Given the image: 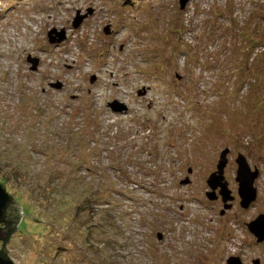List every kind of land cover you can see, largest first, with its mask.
<instances>
[{"label":"rangeland","instance_id":"rangeland-1","mask_svg":"<svg viewBox=\"0 0 264 264\" xmlns=\"http://www.w3.org/2000/svg\"><path fill=\"white\" fill-rule=\"evenodd\" d=\"M224 149L227 178L238 155L259 177L222 219ZM0 184L13 264H264L232 220L264 212V0L0 1Z\"/></svg>","mask_w":264,"mask_h":264},{"label":"water","instance_id":"water-1","mask_svg":"<svg viewBox=\"0 0 264 264\" xmlns=\"http://www.w3.org/2000/svg\"><path fill=\"white\" fill-rule=\"evenodd\" d=\"M187 2L188 0H179L180 10L184 9ZM85 17L86 15L77 14V17L73 21V27H77L78 25H80ZM104 32L106 34L109 33L108 29H105ZM55 37H58V39L56 40ZM61 39H63V31H61L60 34L57 33L55 29L48 32V40L50 43H54L55 41H60ZM28 62L34 65L33 69L35 70V67L37 66V60L28 59ZM52 87L59 89L60 84L58 83L56 85H53ZM109 106L111 107V110L114 113H117V112L121 113L126 110V107L123 104H120L119 102H117L116 100L110 103ZM227 154H228V149H224L220 153V160L217 166V168L220 171L222 170L223 166L227 162V158H226ZM236 162L238 164L236 181L239 184V190H238L239 196L241 197L242 205L244 207H248L250 203L254 202L256 199V191L253 188V182L255 178L257 177V172L255 171L252 173L249 171V167L246 163V160L242 155H238ZM221 178H222L221 175L219 177L210 176L208 182L209 184H213L215 187L219 185V181H221ZM181 183L187 184L188 182L186 180ZM211 194H208V197L210 200H213V197L211 196ZM221 194L223 195V197L227 195L223 187H222ZM21 216H22L21 208L11 198V196L6 192L4 187L0 184V241L3 242L2 249L0 250V252H3L5 256H6V251L4 249V244L7 242L12 232H14L16 225L20 221ZM249 230L251 233L254 234L257 242L264 241V217L261 216L256 221L252 222L249 225ZM235 261L238 264V261L236 258L229 259L227 261V264H236ZM257 263L258 262H254V264H257ZM0 264H13V262L9 260L7 256L5 258L0 254Z\"/></svg>","mask_w":264,"mask_h":264},{"label":"flooded vegetation","instance_id":"flooded-vegetation-1","mask_svg":"<svg viewBox=\"0 0 264 264\" xmlns=\"http://www.w3.org/2000/svg\"><path fill=\"white\" fill-rule=\"evenodd\" d=\"M117 101V100H116ZM118 102V101H117ZM120 104H123L121 102H119ZM125 107H126V110L121 112V113H114L112 110H111V107L109 106V104H107V107L110 109V111L114 114H119V115H126L128 113V107L123 104ZM228 153H229V150H228ZM228 155V154H227ZM227 158V156H226ZM220 160V154H219V159L218 161L216 162V164L214 165L215 168L210 170L209 171V174H208V179L206 180V190L203 192V195H204V199L206 198L207 200H209L210 202L214 203L216 206H219V209H218V214H219V217L224 219L228 216L229 213L233 212L234 209L233 208H239V215L237 216H243L242 214L243 213H246L250 210L253 209V207L256 205V199H257V196H256V199L254 202L250 203V205L248 207H244L241 203V197L239 196V184L238 182L236 181V178H237V171H238V164L235 160V164H233L234 166V169L231 170V175L232 177L231 178H227V173H226V168H227V164H228V160L226 162V164L223 166L222 170L220 171L217 166H218V162ZM247 163V161H246ZM248 167H249V171L250 172H257V177L255 178V180L259 177V172L257 171L256 168H251L249 166V164L247 163ZM221 175V181H219V185L215 186L213 184H209L208 180L210 178V176H214V177H219ZM187 180V184L190 183L189 179L186 178L184 181ZM229 180V181H228ZM230 180L233 181L236 185H237V188L236 190L235 189H232L231 185V189L229 188V183H230ZM254 180V182H255ZM216 181V180H215ZM183 182V181H182ZM254 182H253V188L255 189L256 191V188L254 187ZM211 183V182H210ZM187 184H182V185H187ZM215 184V183H214ZM222 187L224 189V191L227 193V195L225 197H223V195L221 194L222 192ZM212 193V194H211ZM208 194H211V196L213 197V200H210L209 197H208ZM236 216V215H235ZM234 217V219H232L233 221L235 220L236 222V225L237 226H245L247 231L254 237L255 239V244L256 245H264V241L262 242H257L255 236L253 233L250 232L249 230V225L256 221L259 217L263 216L264 217V212H258L257 214L251 216V217H246L247 220H238L239 218ZM159 238H161V235L159 234L158 236ZM231 258H236L237 261H238V264H245V261L243 260V258L241 256H238V255H232L230 256L227 260H226V264H227V261ZM254 262H258L257 264H259V260L257 261H253L252 264H254ZM235 263L237 264V262L235 261Z\"/></svg>","mask_w":264,"mask_h":264},{"label":"trees","instance_id":"trees-1","mask_svg":"<svg viewBox=\"0 0 264 264\" xmlns=\"http://www.w3.org/2000/svg\"><path fill=\"white\" fill-rule=\"evenodd\" d=\"M0 1H2V0H0ZM0 254H1L3 257H5V258H6V256L4 255V253H3V252H0Z\"/></svg>","mask_w":264,"mask_h":264}]
</instances>
